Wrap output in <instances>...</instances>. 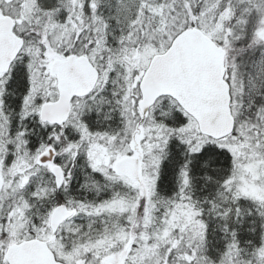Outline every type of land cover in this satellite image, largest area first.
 <instances>
[{"label": "snow or ice", "instance_id": "snow-or-ice-1", "mask_svg": "<svg viewBox=\"0 0 264 264\" xmlns=\"http://www.w3.org/2000/svg\"><path fill=\"white\" fill-rule=\"evenodd\" d=\"M250 58L264 0H0V264H264Z\"/></svg>", "mask_w": 264, "mask_h": 264}, {"label": "rangeland", "instance_id": "rangeland-1", "mask_svg": "<svg viewBox=\"0 0 264 264\" xmlns=\"http://www.w3.org/2000/svg\"><path fill=\"white\" fill-rule=\"evenodd\" d=\"M261 67H264V66H260V65L256 64V67H254V70L251 68V70L249 71L248 74L251 75L253 80H256L257 76L260 77V80H264V72L261 71ZM257 82H259V81H257ZM165 194H167V193H165Z\"/></svg>", "mask_w": 264, "mask_h": 264}, {"label": "flooded vegetation", "instance_id": "flooded-vegetation-1", "mask_svg": "<svg viewBox=\"0 0 264 264\" xmlns=\"http://www.w3.org/2000/svg\"><path fill=\"white\" fill-rule=\"evenodd\" d=\"M259 54L257 53V56ZM256 62H255V58H250L247 62V68H246V74L249 73V71L251 70V68L254 70V67H256Z\"/></svg>", "mask_w": 264, "mask_h": 264}, {"label": "trees", "instance_id": "trees-1", "mask_svg": "<svg viewBox=\"0 0 264 264\" xmlns=\"http://www.w3.org/2000/svg\"><path fill=\"white\" fill-rule=\"evenodd\" d=\"M173 190V187L172 186H170V189H169V191L167 192V194H171V191Z\"/></svg>", "mask_w": 264, "mask_h": 264}]
</instances>
